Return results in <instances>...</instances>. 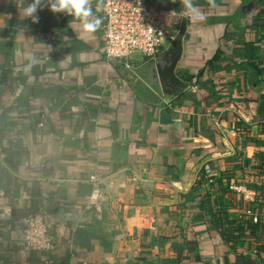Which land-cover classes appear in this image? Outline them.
<instances>
[{
    "label": "crops",
    "instance_id": "1",
    "mask_svg": "<svg viewBox=\"0 0 264 264\" xmlns=\"http://www.w3.org/2000/svg\"><path fill=\"white\" fill-rule=\"evenodd\" d=\"M261 1L192 0L177 69L188 89L172 96L158 75L170 46L110 60L101 26L84 32L46 3L33 23L32 0H0V264H264V233L235 251L206 199L262 216L250 205L264 185V72L241 64L264 60ZM202 172L228 180L220 191ZM35 213L50 251L24 245Z\"/></svg>",
    "mask_w": 264,
    "mask_h": 264
},
{
    "label": "built area",
    "instance_id": "2",
    "mask_svg": "<svg viewBox=\"0 0 264 264\" xmlns=\"http://www.w3.org/2000/svg\"><path fill=\"white\" fill-rule=\"evenodd\" d=\"M98 1L103 20V49L110 60L131 59L138 54L155 58L176 39L179 31L176 26L184 20V9L150 6L144 0ZM248 214L254 222L259 221V214H252L250 210ZM23 231L27 248L47 252L55 247V236L43 214L29 215L24 220Z\"/></svg>",
    "mask_w": 264,
    "mask_h": 264
},
{
    "label": "trees",
    "instance_id": "3",
    "mask_svg": "<svg viewBox=\"0 0 264 264\" xmlns=\"http://www.w3.org/2000/svg\"><path fill=\"white\" fill-rule=\"evenodd\" d=\"M144 2L150 6L156 5L155 0H144ZM158 4H160V5H157V6L172 8V9H176L178 11H181L183 9V8H181L182 6L181 7L178 6L176 2H173V0H161V2ZM257 7L259 8L260 12L255 17L254 21L258 27V32H259L261 30H264V0L259 2ZM186 8L187 7H185L184 10H186ZM240 12H241L240 14L242 15L243 10ZM243 14H246V13L244 12ZM180 26L181 25H177L176 30H179ZM244 26H241L240 23H238L236 28L241 27L240 32H239V35H240L239 37H241V40L239 43L244 44L245 48L247 49V46L249 44H247L248 42H246L245 36H244V33H245L244 31H245L247 26L246 27H244ZM257 54H258V49L252 48V57H255ZM244 55H245V53H244ZM263 63H264V60L261 58H258V59L249 60V61L244 62V63L242 62L241 64L247 66V68L249 69V72L251 74L260 75L261 73L264 72V66L261 67V65ZM209 64L212 65L213 63L211 62ZM188 79L192 80L193 78L188 77ZM211 180L217 181V183L220 185V191H221L223 189L222 187H224V184L228 180V178H225V177L217 178L215 176L206 175L205 172H202V174L200 175L199 182L201 184H203V183L209 184ZM255 187L260 189L262 194H261V196L257 202H253L250 205V209L254 210V211L259 208L260 204L262 206L264 205V185H256ZM212 198H214V197H211V195L206 196V199H207L208 203L211 204V207H212V203H213V213H214L215 226L219 229L222 237L227 242H230L233 245L235 251H237L239 248L245 247V245H246L245 240L248 237V233H249L248 230L250 231V233L254 237H257V239H258V235H260V232L263 235V233H264V208H262L261 211H256V212H260V214H262V216H260V218H259V221L256 223L253 221V218H251L250 220H237V219L229 218L221 210L222 205L225 201L224 195H222V196L217 195V197H215L214 199H212Z\"/></svg>",
    "mask_w": 264,
    "mask_h": 264
},
{
    "label": "clouds",
    "instance_id": "4",
    "mask_svg": "<svg viewBox=\"0 0 264 264\" xmlns=\"http://www.w3.org/2000/svg\"><path fill=\"white\" fill-rule=\"evenodd\" d=\"M173 2H175V0H173ZM45 3L53 13H65L79 20L82 23V30L84 32L94 33L99 30L103 23L101 17H95L89 20V17L93 15L91 0H32V2L23 9V16L30 18L33 23H38V10ZM180 3L187 8L193 6L192 0H180ZM209 3H214V0H209ZM97 10H99V5L97 6Z\"/></svg>",
    "mask_w": 264,
    "mask_h": 264
},
{
    "label": "water",
    "instance_id": "5",
    "mask_svg": "<svg viewBox=\"0 0 264 264\" xmlns=\"http://www.w3.org/2000/svg\"><path fill=\"white\" fill-rule=\"evenodd\" d=\"M255 3H250L246 9H251ZM187 30V22L182 21L176 39L164 54V62H158V75L169 95L178 96L188 89V82L177 74L179 62L183 54V39ZM161 60V59H160Z\"/></svg>",
    "mask_w": 264,
    "mask_h": 264
}]
</instances>
